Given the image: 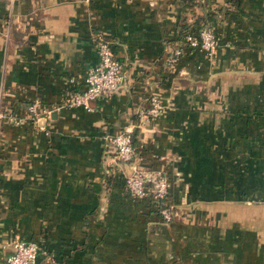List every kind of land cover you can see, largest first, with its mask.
I'll use <instances>...</instances> for the list:
<instances>
[{"label": "crops", "instance_id": "obj_1", "mask_svg": "<svg viewBox=\"0 0 264 264\" xmlns=\"http://www.w3.org/2000/svg\"><path fill=\"white\" fill-rule=\"evenodd\" d=\"M203 23L213 53L168 66ZM95 29L122 83L29 118L84 88ZM0 111V264L17 237L34 264H264V0H0ZM124 129L133 162L169 177L167 220L122 186L108 138Z\"/></svg>", "mask_w": 264, "mask_h": 264}, {"label": "built area", "instance_id": "obj_2", "mask_svg": "<svg viewBox=\"0 0 264 264\" xmlns=\"http://www.w3.org/2000/svg\"><path fill=\"white\" fill-rule=\"evenodd\" d=\"M91 38L96 53V62L87 69L84 77V88L71 90L60 102L49 107L42 106L39 110L36 101L26 103L24 108L28 112L29 118L35 117L39 111L43 114H49L52 109L62 107L79 106L89 110L92 100L112 92L122 83L124 78L123 65L113 55L106 35L101 30L95 29L91 32ZM217 41V35L211 26L206 23L200 24L194 31L182 32L181 37L167 53L165 62L168 66H174L186 48L199 47L206 55H210L216 48ZM148 101V107L138 112L139 121L157 115L162 108L156 96L151 95ZM1 117L0 111V119ZM13 122L17 124L21 120L15 118ZM108 143L112 146L114 159L119 163L128 164L130 167L129 172H121L122 186L125 191L132 197L151 198L159 216L164 220L169 219L172 213L166 201L169 177L164 169L138 167L133 162L135 151L127 129L108 138ZM38 249L39 243L35 238H14L10 243V250L1 264H34Z\"/></svg>", "mask_w": 264, "mask_h": 264}, {"label": "trees", "instance_id": "obj_3", "mask_svg": "<svg viewBox=\"0 0 264 264\" xmlns=\"http://www.w3.org/2000/svg\"><path fill=\"white\" fill-rule=\"evenodd\" d=\"M186 30L194 31V30H191V28H190V29H189V28H186V29H185V27H184V28H183V31H186ZM195 30H196V29H195ZM147 202H148V204L150 205L151 209H153L154 211H156V213L158 214V211H157V208H156V206H155V203L152 202L151 198H147ZM158 215H159V214H158Z\"/></svg>", "mask_w": 264, "mask_h": 264}]
</instances>
